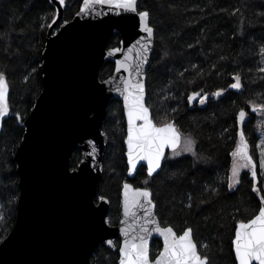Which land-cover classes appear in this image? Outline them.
<instances>
[{
    "label": "trees",
    "instance_id": "trees-1",
    "mask_svg": "<svg viewBox=\"0 0 264 264\" xmlns=\"http://www.w3.org/2000/svg\"><path fill=\"white\" fill-rule=\"evenodd\" d=\"M82 3L66 0L63 21L73 19ZM138 9L150 11L155 29L154 52L147 69V105L157 123L175 119L185 134L191 133L198 156L184 153L173 157L169 151L158 173L149 176L142 165L130 178L123 103L112 100L105 122L109 146L100 196L109 200L110 221L117 224L123 185L131 182L147 187L162 225H170L178 233L193 228L199 251L207 252L212 264H237L233 248L237 225L253 218L264 203L260 140L254 123L264 105V72L260 71L264 0H139ZM56 16L50 0H0V72L6 74L9 84L10 110L0 123V244L16 220L19 177L14 154L25 132L19 118L27 117L41 93L42 55ZM120 40L117 33L109 46H119ZM114 70L113 61L105 62L100 78L109 77ZM237 74L242 77L241 90L229 87ZM221 89L223 94L215 96ZM201 90L202 96H208L206 102L189 103L188 97ZM241 110L251 117L248 120L246 115L243 125L238 116ZM241 130L256 176L251 169H242L241 183L229 189L235 159L232 152L239 145ZM80 158L81 151L75 148L73 169ZM120 243L118 239L115 249L101 244L91 263L119 264ZM160 249L162 243L155 239L152 258Z\"/></svg>",
    "mask_w": 264,
    "mask_h": 264
},
{
    "label": "water",
    "instance_id": "water-1",
    "mask_svg": "<svg viewBox=\"0 0 264 264\" xmlns=\"http://www.w3.org/2000/svg\"><path fill=\"white\" fill-rule=\"evenodd\" d=\"M50 1L57 9V16L49 27L42 55L41 93L27 117L19 118L25 127L14 154L19 197L14 226L0 244V264H92V256L101 244L115 249L120 239V253L132 235H143L140 226L147 219L146 201H142L144 209L136 210L135 219L124 215V185L117 224L110 221L109 200L105 198L102 202L99 197L109 146L105 122L112 100L123 103L129 177H134L142 165L147 167L146 161H139L135 170L129 164L125 84L129 79L142 80L148 106L147 69L154 52L155 29L149 38L138 12L108 4L90 5L93 11L83 13L84 0L80 15L77 13L64 25L65 5L59 0ZM117 33L120 45L110 47ZM145 47L150 49L146 53ZM116 48L121 51L114 52ZM144 56L147 63L143 64L140 77L119 67L124 62L135 68ZM107 61L115 63V70L101 79L100 70ZM198 99L188 101L195 104ZM75 148L81 151V158L74 173L71 159ZM169 150H165V157ZM127 184L143 188L131 182ZM154 217L159 227H166L156 208ZM146 226L151 229L148 241L152 257L153 241L160 240L163 249V237L156 231V224ZM126 230L129 235H125ZM109 240L113 242L111 245L107 243ZM233 248L235 252L234 242ZM121 258L120 253L119 264Z\"/></svg>",
    "mask_w": 264,
    "mask_h": 264
},
{
    "label": "snow or ice",
    "instance_id": "snow-or-ice-1",
    "mask_svg": "<svg viewBox=\"0 0 264 264\" xmlns=\"http://www.w3.org/2000/svg\"><path fill=\"white\" fill-rule=\"evenodd\" d=\"M59 3L65 5L66 0H59ZM94 4H108L124 11L138 12L143 30L149 38L153 36L154 28L150 26V11H138V0H84L82 12L93 11L90 5ZM237 11L239 10L237 9ZM53 23H55V20H53ZM63 23L67 25L68 21L64 20ZM57 26L59 27V25ZM149 50L145 47L144 53ZM113 51L120 52L121 49L116 48ZM261 53L264 54V47L261 48ZM144 63H147L146 56L135 68L124 62H121L119 67L126 68L130 75L134 74L136 77H140ZM260 71L264 72V68H260ZM180 75L182 76L183 73ZM234 81L229 87L241 90L243 88L241 75H235ZM202 91H194L188 97V100L197 101L199 98L198 103L204 104L208 96L206 94L202 96ZM8 92L9 84L6 74L0 72V123L9 115ZM223 92L224 89H221L215 92L214 95L219 97ZM125 93L128 117L127 155L132 170L136 169L139 161H146L148 175L152 176L154 173H158V170L162 169V162L166 159V149H171L173 157L184 153L198 156L195 138L191 133L185 134L177 125L175 119L160 123L154 120L150 108L145 104V84L142 80H127ZM261 108H264V105H261ZM246 115L247 113L244 110H241L238 114L242 125L245 123ZM239 137V145L232 152L235 159L231 167L229 189L241 183L240 172L242 169H251L252 176L254 178L256 176V165L249 154V144L243 130L239 132ZM259 163L264 168V152L261 153ZM72 171L75 173L78 170L73 169ZM147 183L148 181H145V184ZM152 197L153 193L147 187L133 188L130 184H124L123 212L126 217L135 219L136 210L144 209L142 201H146L148 207L144 209L147 219L140 226L143 235H132L124 242L123 247L120 249L122 257L120 264H212L211 256L207 252L201 253L199 251L198 242L193 237V228L189 227L181 235H177L176 231L170 226L159 227V222L154 217L156 204L153 202ZM99 200L103 202L105 197L100 196ZM261 201L264 202V196H261ZM148 224H156V231L163 237V249L154 258L150 257L148 233L151 229L146 226ZM125 235H129L127 230ZM107 243L111 245L113 242L109 240ZM200 247L207 248L208 246L200 245ZM234 247L235 257L239 264H253V261H256L257 264H264V207L259 208L258 214L254 218L248 219L247 222H239L238 229L235 232Z\"/></svg>",
    "mask_w": 264,
    "mask_h": 264
},
{
    "label": "rangeland",
    "instance_id": "rangeland-1",
    "mask_svg": "<svg viewBox=\"0 0 264 264\" xmlns=\"http://www.w3.org/2000/svg\"><path fill=\"white\" fill-rule=\"evenodd\" d=\"M261 68H264V54H262V58H261ZM247 117H248V120L251 118L249 114H247ZM254 123H255L256 131L259 133L258 137H259L260 142L258 145V149H259V161H260L261 153L264 152V108H260L258 110ZM259 167H260L259 168V170H260L259 176L262 179V185H263V189H264V168H262L261 166H259ZM120 214H121V212H120ZM119 219H120V217H119ZM160 251H161V249L159 250V252Z\"/></svg>",
    "mask_w": 264,
    "mask_h": 264
},
{
    "label": "flooded vegetation",
    "instance_id": "flooded-vegetation-1",
    "mask_svg": "<svg viewBox=\"0 0 264 264\" xmlns=\"http://www.w3.org/2000/svg\"><path fill=\"white\" fill-rule=\"evenodd\" d=\"M170 151H171V149H170ZM168 154V153H167Z\"/></svg>",
    "mask_w": 264,
    "mask_h": 264
}]
</instances>
